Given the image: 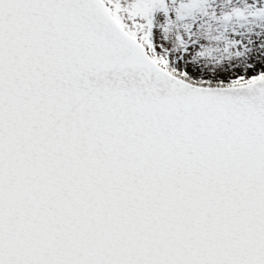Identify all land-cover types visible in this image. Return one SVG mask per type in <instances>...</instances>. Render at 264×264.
I'll return each mask as SVG.
<instances>
[{
    "label": "snow or ice",
    "instance_id": "obj_1",
    "mask_svg": "<svg viewBox=\"0 0 264 264\" xmlns=\"http://www.w3.org/2000/svg\"><path fill=\"white\" fill-rule=\"evenodd\" d=\"M0 264H264V0H0Z\"/></svg>",
    "mask_w": 264,
    "mask_h": 264
}]
</instances>
